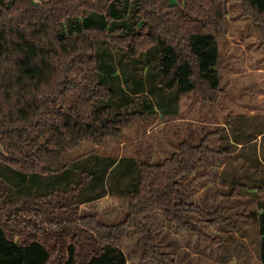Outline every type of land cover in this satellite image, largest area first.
<instances>
[{
  "label": "trees",
  "instance_id": "obj_1",
  "mask_svg": "<svg viewBox=\"0 0 264 264\" xmlns=\"http://www.w3.org/2000/svg\"><path fill=\"white\" fill-rule=\"evenodd\" d=\"M227 1L0 0V264H127L130 230L143 258L179 264L143 220L155 211L212 243L190 216L223 215L185 198L202 156L220 152L208 136L156 163L72 152L120 137L147 114H176L184 93L219 101ZM237 1L264 38V0ZM222 179L225 190L245 185ZM255 188L248 216L264 264V177ZM105 195L128 197L122 221L80 212Z\"/></svg>",
  "mask_w": 264,
  "mask_h": 264
},
{
  "label": "rangeland",
  "instance_id": "obj_2",
  "mask_svg": "<svg viewBox=\"0 0 264 264\" xmlns=\"http://www.w3.org/2000/svg\"><path fill=\"white\" fill-rule=\"evenodd\" d=\"M226 6V29L218 35L220 48L218 67L223 87L219 101L206 102L193 92L184 93L181 96L178 114L174 116H162L159 112L147 114L127 126L120 137L109 138L100 144L83 141L72 153L79 154L94 149L96 152L115 156L133 154L141 161L156 163L178 151L182 141L197 144L206 136L208 145L217 151L220 134L224 135V130L220 127L225 121L226 89L244 85L255 87L259 84L254 79L258 74L254 72L244 74L243 71L257 67H262L264 71V38L259 28L244 11L240 1L228 0ZM237 72H240L238 76L235 75ZM262 81L264 85V80ZM211 113L216 121L210 118ZM216 122L218 125L214 124ZM224 160V156L219 152L204 154L199 161L195 185L185 198L188 202L208 211L213 210L217 204L216 209L223 215L222 217H227L236 211L243 213L253 209L254 201L252 196L245 197L244 189L230 185L225 190L226 186L220 184L217 168ZM121 165L114 173H117ZM191 178L192 176L183 178L182 182L186 183ZM199 184L206 187L201 190L197 188ZM234 189L240 194L235 192L233 195H225V192L229 193ZM80 212L97 213L103 222L117 223L126 217L128 199L110 195L105 200L99 199L83 204ZM222 217L218 219L219 221L216 219L208 221L197 214L190 216L191 220L209 236L212 243L168 220L162 212H151L145 215L143 220L154 232L160 251L167 253L179 264H261L257 226L255 229L251 221L240 216H234L229 221H223ZM215 225L221 226V233L215 232ZM214 239H218V242L214 243ZM121 247L126 253L127 264H158L153 259L143 258V243L133 230L128 232Z\"/></svg>",
  "mask_w": 264,
  "mask_h": 264
},
{
  "label": "crops",
  "instance_id": "obj_3",
  "mask_svg": "<svg viewBox=\"0 0 264 264\" xmlns=\"http://www.w3.org/2000/svg\"><path fill=\"white\" fill-rule=\"evenodd\" d=\"M243 72L244 74L247 72L257 73L258 75L254 79H256L259 84L255 87L244 85L242 87L233 86L226 89V113L224 115L225 121L221 123L223 125L220 127L224 130V135L220 134V139L216 136V138L219 139V147L217 149L220 151L219 154L224 156L225 160L222 161L217 170H219L218 178L220 184H222L223 175L226 177V179H228L229 183H232L233 181H240L243 185H247L241 187V189H246V194H244L245 197L251 198L252 196L254 201L253 209L243 213L236 211L230 215H227L228 219L225 221L231 220L234 216H240L245 220L252 222L248 214L258 210L257 198L253 194L256 190L255 185L258 183L259 179L264 177V85H262V80H264V71L262 67H257L253 70L249 68L248 71ZM239 74L240 72L235 73L236 76ZM180 107L181 103L179 102V110L176 114L179 113ZM162 116L171 115L162 114ZM209 116L211 119L214 118L212 113L209 114ZM213 121H216V119L214 118ZM214 124L218 125L217 122ZM199 133L200 131L198 134ZM215 133H217V130ZM126 155L135 156L133 154ZM135 157L138 158L137 156ZM195 175H197V173H195ZM198 187L202 190L206 187V185L201 184L200 186L199 184L197 185V188ZM108 196L110 195H105L99 199L105 200L108 198ZM123 198L128 199V197ZM85 203H82L80 208ZM216 208L217 204L213 210ZM248 226L250 227V225ZM255 226L256 225L253 224V227L256 229ZM214 229L215 232H218V234L219 232H222L221 226L219 225H215ZM257 232L259 234L258 228Z\"/></svg>",
  "mask_w": 264,
  "mask_h": 264
},
{
  "label": "water",
  "instance_id": "obj_4",
  "mask_svg": "<svg viewBox=\"0 0 264 264\" xmlns=\"http://www.w3.org/2000/svg\"><path fill=\"white\" fill-rule=\"evenodd\" d=\"M39 1H45V0H39Z\"/></svg>",
  "mask_w": 264,
  "mask_h": 264
}]
</instances>
